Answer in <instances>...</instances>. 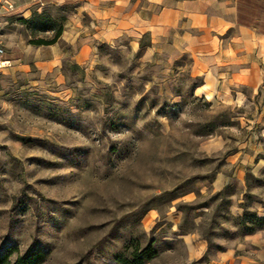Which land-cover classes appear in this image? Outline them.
Here are the masks:
<instances>
[{
    "label": "rangeland",
    "instance_id": "1",
    "mask_svg": "<svg viewBox=\"0 0 264 264\" xmlns=\"http://www.w3.org/2000/svg\"><path fill=\"white\" fill-rule=\"evenodd\" d=\"M8 1L0 251L121 264L153 244L146 264H264V227L246 232L264 217V59L232 60L248 53L213 25L217 0L196 20L192 0ZM237 5L264 33V0ZM35 13L63 24L56 43L34 42L54 33Z\"/></svg>",
    "mask_w": 264,
    "mask_h": 264
},
{
    "label": "crops",
    "instance_id": "2",
    "mask_svg": "<svg viewBox=\"0 0 264 264\" xmlns=\"http://www.w3.org/2000/svg\"><path fill=\"white\" fill-rule=\"evenodd\" d=\"M28 4H30V0L27 2H23L21 4L22 12L25 14H28L30 10H27L29 7ZM209 4L215 5V16L212 18L213 25L221 26L225 30L230 29L233 26L237 28L239 37L238 41L240 42V45L245 47L247 50V59H241L238 58L240 55L238 53H234L237 58H232L233 61L239 60L242 61H248L250 58V52L259 50L261 57L264 59V33L259 32L257 28H253L252 26L242 24L238 20V5L237 0H223V2H220L217 0L215 3L209 1L208 2V8ZM203 5L200 0H192L191 2H185L182 4H179V6L191 7V12L193 14V17L199 18L201 15L205 13V11L200 10V6ZM232 78L234 79H240L245 76H251L252 79L257 78V68H255V65H249L246 69H235L233 73L231 74ZM262 77V74L260 75Z\"/></svg>",
    "mask_w": 264,
    "mask_h": 264
},
{
    "label": "trees",
    "instance_id": "3",
    "mask_svg": "<svg viewBox=\"0 0 264 264\" xmlns=\"http://www.w3.org/2000/svg\"><path fill=\"white\" fill-rule=\"evenodd\" d=\"M45 20V22H43ZM44 23L42 26L43 31L52 30L54 33L51 38H39L34 41L37 44L50 45L56 43L62 32L63 24L56 22V20L47 13H35L33 18L29 20V23L35 22ZM253 221L246 225V232L250 233L255 230V225L264 227V217H259L253 214ZM245 220V217L243 218ZM254 224V225H252ZM17 252L15 247H9L4 251H0V264H42L46 261L48 253L45 251L26 252L23 255L18 256L15 260L12 256ZM157 255V250L153 244H148L141 250H135L131 253V257L126 258L119 256V262L121 264H146Z\"/></svg>",
    "mask_w": 264,
    "mask_h": 264
},
{
    "label": "built area",
    "instance_id": "4",
    "mask_svg": "<svg viewBox=\"0 0 264 264\" xmlns=\"http://www.w3.org/2000/svg\"><path fill=\"white\" fill-rule=\"evenodd\" d=\"M2 1V0H0ZM6 3L8 10L14 9V5L8 0H3ZM12 60L7 56V50L4 44L3 35L0 30V73L7 69L11 65Z\"/></svg>",
    "mask_w": 264,
    "mask_h": 264
}]
</instances>
